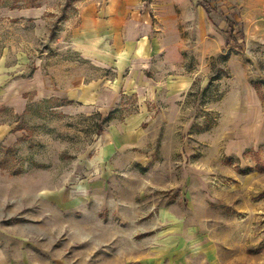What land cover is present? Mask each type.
I'll list each match as a JSON object with an SVG mask.
<instances>
[{"label": "rangeland", "instance_id": "1", "mask_svg": "<svg viewBox=\"0 0 264 264\" xmlns=\"http://www.w3.org/2000/svg\"><path fill=\"white\" fill-rule=\"evenodd\" d=\"M86 2L0 0V264H264V12L159 103L75 50Z\"/></svg>", "mask_w": 264, "mask_h": 264}, {"label": "crops", "instance_id": "2", "mask_svg": "<svg viewBox=\"0 0 264 264\" xmlns=\"http://www.w3.org/2000/svg\"><path fill=\"white\" fill-rule=\"evenodd\" d=\"M210 4L215 9L211 13L203 0H87L72 31V43L83 59L98 69L112 70L116 85L140 100L175 102L224 50L227 20L259 21L264 12V0H212ZM87 84H81L85 85L82 92L89 88ZM100 85L90 82V87ZM247 85L244 115L262 118L258 136L250 140L257 149L264 146V111Z\"/></svg>", "mask_w": 264, "mask_h": 264}, {"label": "trees", "instance_id": "3", "mask_svg": "<svg viewBox=\"0 0 264 264\" xmlns=\"http://www.w3.org/2000/svg\"><path fill=\"white\" fill-rule=\"evenodd\" d=\"M203 5L209 13L215 10L210 4L209 0H203ZM225 35H226V44H225L226 47L233 46L236 49L242 48V43L244 41V34L242 33L241 30L237 29L236 23L230 19L227 20V29L225 30ZM239 40H241L242 42ZM25 129H26V125H18L17 127V130H25ZM0 168H3L2 164L0 165Z\"/></svg>", "mask_w": 264, "mask_h": 264}]
</instances>
